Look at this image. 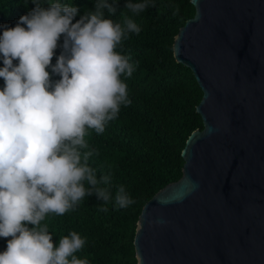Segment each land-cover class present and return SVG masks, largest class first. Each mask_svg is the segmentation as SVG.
Here are the masks:
<instances>
[{"label": "clouds", "instance_id": "obj_1", "mask_svg": "<svg viewBox=\"0 0 264 264\" xmlns=\"http://www.w3.org/2000/svg\"><path fill=\"white\" fill-rule=\"evenodd\" d=\"M32 2L35 8L15 27L0 25V237H11L0 264H89L75 255L86 243L80 234L71 231L54 247L48 225L41 222L49 214L63 216L86 196L95 194L105 205L112 199L109 188L101 186L110 184L111 175L97 178L89 160L100 153L85 137L90 130L104 133L121 106L130 105L121 77H132L138 62L130 63L131 57L116 49L141 28L124 13L122 23L105 19V9L116 12L108 0H96L95 11L86 10L75 23V6L48 0L45 8L42 0ZM148 6L149 0L125 5L133 14ZM62 35L63 50L53 65ZM49 67L60 79L52 81ZM133 203L120 185L115 204Z\"/></svg>", "mask_w": 264, "mask_h": 264}, {"label": "water", "instance_id": "obj_2", "mask_svg": "<svg viewBox=\"0 0 264 264\" xmlns=\"http://www.w3.org/2000/svg\"><path fill=\"white\" fill-rule=\"evenodd\" d=\"M176 62L202 91L181 176L141 207L137 264H264V0H190Z\"/></svg>", "mask_w": 264, "mask_h": 264}, {"label": "trees", "instance_id": "obj_3", "mask_svg": "<svg viewBox=\"0 0 264 264\" xmlns=\"http://www.w3.org/2000/svg\"><path fill=\"white\" fill-rule=\"evenodd\" d=\"M59 2L78 8L73 23L86 10L95 11L96 0ZM127 2L108 0L116 12L109 14L105 9L104 18L122 23L121 13H124L141 28L138 35L129 33V38L122 40L116 49L129 55L130 63L138 62L132 77H121L128 85L131 103L121 106L118 117L109 122L104 133L97 135L90 130V135L85 137L90 147L100 153L89 160L90 166L97 169V178L111 175L110 184L101 186L109 188L112 199L105 205L95 194L86 196L63 216L49 214L41 222L48 225L54 247L59 245L61 236L71 231L80 234L86 243L75 255L87 259L89 264H137L133 237L141 207L161 187L181 176L180 151L189 133L203 127L195 111L202 96L201 88L191 70L176 62L172 51L174 35L194 14L190 0H149V6L138 14L126 9ZM35 6L32 0H0V25L15 27L19 18ZM42 6L47 8L48 0H42ZM177 7L179 11L173 15ZM3 30L0 28V35ZM57 43L53 65L63 50V35ZM13 63L18 64V61ZM46 70L52 81L60 79L52 74L50 67ZM3 87L4 80L0 78V90ZM84 184L86 188L91 187L86 181ZM120 185L135 201L125 208L115 204ZM101 207H107L108 211H100ZM8 239L11 237H0V252L6 250Z\"/></svg>", "mask_w": 264, "mask_h": 264}]
</instances>
